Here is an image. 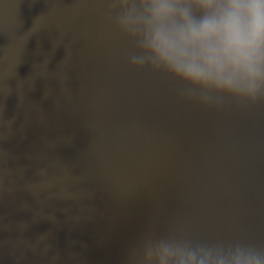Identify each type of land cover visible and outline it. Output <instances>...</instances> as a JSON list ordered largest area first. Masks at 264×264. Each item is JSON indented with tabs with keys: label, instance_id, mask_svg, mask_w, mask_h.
I'll list each match as a JSON object with an SVG mask.
<instances>
[{
	"label": "water",
	"instance_id": "water-1",
	"mask_svg": "<svg viewBox=\"0 0 264 264\" xmlns=\"http://www.w3.org/2000/svg\"><path fill=\"white\" fill-rule=\"evenodd\" d=\"M114 0H0V264H131L148 235L264 246V100L203 105L131 65Z\"/></svg>",
	"mask_w": 264,
	"mask_h": 264
},
{
	"label": "clouds",
	"instance_id": "clouds-1",
	"mask_svg": "<svg viewBox=\"0 0 264 264\" xmlns=\"http://www.w3.org/2000/svg\"><path fill=\"white\" fill-rule=\"evenodd\" d=\"M116 29L135 40L131 65L163 73L211 105L264 100V0H114ZM131 264H264L251 241L145 236Z\"/></svg>",
	"mask_w": 264,
	"mask_h": 264
}]
</instances>
